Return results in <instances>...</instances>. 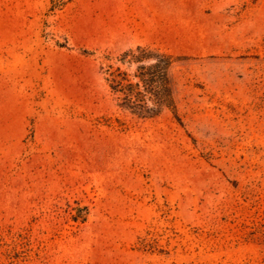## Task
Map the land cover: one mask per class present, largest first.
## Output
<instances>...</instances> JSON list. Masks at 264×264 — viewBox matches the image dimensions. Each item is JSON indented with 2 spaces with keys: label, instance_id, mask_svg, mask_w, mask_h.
I'll return each mask as SVG.
<instances>
[{
  "label": "rangeland",
  "instance_id": "1",
  "mask_svg": "<svg viewBox=\"0 0 264 264\" xmlns=\"http://www.w3.org/2000/svg\"><path fill=\"white\" fill-rule=\"evenodd\" d=\"M137 45L182 124L118 107ZM0 264H264V0H0Z\"/></svg>",
  "mask_w": 264,
  "mask_h": 264
},
{
  "label": "trees",
  "instance_id": "2",
  "mask_svg": "<svg viewBox=\"0 0 264 264\" xmlns=\"http://www.w3.org/2000/svg\"><path fill=\"white\" fill-rule=\"evenodd\" d=\"M106 82L118 100V107L129 111L137 118L146 120L158 117L164 110L182 124L173 98L169 73L173 67L172 56L137 45L117 54L106 55ZM135 66L131 75L122 66ZM81 210L74 219L84 221ZM150 245L147 238L139 239V249L145 250Z\"/></svg>",
  "mask_w": 264,
  "mask_h": 264
}]
</instances>
